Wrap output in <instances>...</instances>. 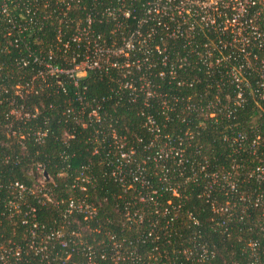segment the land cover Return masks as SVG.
<instances>
[{
    "label": "trees",
    "instance_id": "trees-1",
    "mask_svg": "<svg viewBox=\"0 0 264 264\" xmlns=\"http://www.w3.org/2000/svg\"><path fill=\"white\" fill-rule=\"evenodd\" d=\"M99 2L82 4L89 8ZM60 12L57 0H0V99L11 97L16 84L36 74L40 64L34 56L72 65L70 58L78 50L70 46L65 51L58 43L59 29L65 36L71 31ZM75 13L73 8L69 17ZM12 16L27 30L14 33ZM113 28L111 19L95 18V32L107 42L117 40ZM168 49L171 57H187L176 76L157 62L150 70L132 68L137 89L146 71L156 91L152 96L139 91L134 98L129 88L118 84L119 70L111 68L89 70L79 78V86L64 74L60 76L64 86L49 77L48 84L38 85L37 93L19 98L38 112L14 122L17 136L0 131L5 143L0 146V174L31 184L28 172L35 174L42 163L52 178L48 186L54 202H34L41 224L37 232L45 237L64 226L67 239L65 245L49 239L47 250L54 257L39 262L41 255L27 245L32 223H22L23 213L12 219L10 211L0 214V240L11 239L29 251L19 264H252L255 260L264 264V178L251 173L264 164V104L247 96L239 106L235 85L223 70L201 62L182 40L169 41ZM23 56L27 65L19 61ZM83 86L90 105L80 118L86 119L91 106L99 105L101 123L80 126L66 113L70 103L80 106L74 97ZM6 89L9 92L1 94ZM209 104H227L232 110L212 115ZM6 109L4 100L0 121ZM147 115L156 120L159 137L146 126ZM33 127L48 130L45 142L28 132ZM113 130L126 137L125 149H134L131 158L121 157ZM239 134L243 140H237ZM255 138L258 142L252 147ZM168 140L182 155L156 158ZM6 154L12 160L5 162ZM118 166L120 174L114 173ZM140 171L139 178L146 183L133 179ZM71 198L93 203L95 216L65 217ZM226 203L232 207L230 215L219 209ZM72 230H79L78 235ZM65 251L70 257L64 260Z\"/></svg>",
    "mask_w": 264,
    "mask_h": 264
},
{
    "label": "built area",
    "instance_id": "built-area-1",
    "mask_svg": "<svg viewBox=\"0 0 264 264\" xmlns=\"http://www.w3.org/2000/svg\"><path fill=\"white\" fill-rule=\"evenodd\" d=\"M82 1L57 0L60 14L65 17L67 28L71 29L66 36L62 29L58 30V43L63 45L65 51L70 46L78 50L70 58L72 65H59L40 56H34L33 60L40 64L36 74L16 84L11 97L0 99V103L5 100L8 105V109L4 111V118L0 121V131L5 129L7 133L17 136L14 122L33 117L36 111L38 112V109L30 110L24 101L20 102L19 98L23 99L32 92L37 93L38 85L41 86L43 82L48 84L49 77L58 78L59 85L64 86L60 79L64 74L70 78L74 86H79V78L86 75L89 70L108 71L115 68L120 72L117 77L118 84L129 88L134 98L139 91L147 96L154 95L156 91L153 90L150 78L145 76L146 71L140 76L143 83L141 88L137 89L131 76L132 68L136 66L140 70H150L160 63L169 69L172 76H176L177 67L186 64L187 57L170 56L168 42L171 40H182L183 46L189 52L198 54L201 62L209 67L215 66L223 70V74L227 75L235 85V102L239 106L244 104L247 96H252L264 104V0H106L108 2L100 0L99 4L89 8L83 5ZM73 8H76L78 13L69 17V12ZM98 16L112 20L114 26L112 32L117 35V40L111 37L112 40L107 42L100 33L95 32L94 22ZM9 21L14 33L28 28L27 25L17 23L18 18L13 16L9 17ZM19 61L25 65L29 63L24 56ZM159 73L165 74L164 70ZM63 88L65 90V87ZM86 90V86H83L82 90L75 91L74 98L80 106L70 103L66 109V113L76 123L85 127L89 124L101 123L99 105L91 106L92 109L88 111L86 119L80 118L86 104L90 105L89 101L85 100ZM8 92L9 90L6 89L1 94ZM186 107L196 108L194 104H188ZM207 108L213 110L212 115L217 110L223 109L229 113L232 110L227 104L223 107L209 104ZM145 124L156 137H159L160 129L152 115L146 116ZM28 132H31L38 142H45L48 134V130L42 127H33ZM20 137L24 138V135L21 134ZM112 137L121 157L131 158L135 151L133 148L125 149L126 137L117 134L114 130ZM243 138L244 135L239 134L237 140ZM257 142L255 138L252 147ZM3 144L4 141L0 140V146ZM171 155L180 157L182 154L181 149L168 140L159 147L155 157L160 159ZM2 159L8 162L12 160V156L6 154ZM118 168L114 173H121L119 166ZM251 173L256 174L258 178H264V164L258 165ZM28 174L32 177L31 184L19 179H4L0 174V214L10 211L9 216L12 219L14 214L23 213L22 223L29 221L32 223L30 241L27 245L33 254L41 255L39 262L44 260L51 262L50 258L54 256H50L47 250L49 239L57 238L62 245L67 244L65 228L57 227L42 237V234L37 232L41 224L36 219L38 204L34 202L41 204L54 202V196L48 186L52 178L42 163L37 164L35 174L31 170ZM81 175L84 176V173L81 172ZM140 176H143L141 171L134 175L133 179L146 183L145 179L139 178ZM219 209L227 215L232 213L229 203L220 206ZM73 213H82L85 219H89L95 216L96 206L85 200L71 198L64 216L68 217ZM126 214L130 218L129 212ZM140 219H143L142 215ZM225 223L226 220L223 221V224ZM71 233L78 235L79 230H72ZM26 253H29L27 248L24 250L15 241L9 239L5 243L0 240V264H19ZM68 257L70 252L65 251L64 260ZM252 264L259 262L255 260Z\"/></svg>",
    "mask_w": 264,
    "mask_h": 264
}]
</instances>
